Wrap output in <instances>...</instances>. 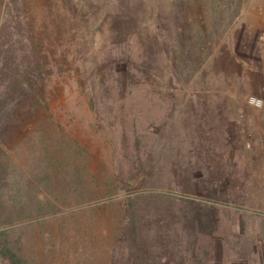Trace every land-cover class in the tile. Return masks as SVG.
<instances>
[{"label": "rangeland", "instance_id": "1", "mask_svg": "<svg viewBox=\"0 0 264 264\" xmlns=\"http://www.w3.org/2000/svg\"><path fill=\"white\" fill-rule=\"evenodd\" d=\"M256 10L264 0H0V264L8 250L106 264L107 223L137 195L169 264H264ZM189 202L211 207V233Z\"/></svg>", "mask_w": 264, "mask_h": 264}, {"label": "trees", "instance_id": "2", "mask_svg": "<svg viewBox=\"0 0 264 264\" xmlns=\"http://www.w3.org/2000/svg\"><path fill=\"white\" fill-rule=\"evenodd\" d=\"M7 55L8 54H0V68L4 67L6 69L9 66V62H6L5 57ZM23 59L28 60L29 57L24 56ZM30 63L31 62L23 61L18 64V66L19 68L23 66L27 70L26 73H30L33 70V65ZM32 74L33 73L31 72V75H29L28 78L22 80V85H29L31 83L30 78H34V74ZM121 188L122 185L118 184L117 181L114 180L109 184L107 190L109 195H112L117 193V191H122ZM147 197H150V195H137L135 197H131L128 201V206H125V204L120 205L118 203V206L122 207L121 220L117 223V225H113L110 221L107 223V226L108 228H111V231H109V242L107 244L108 255L106 264H169L165 257L163 258V256L160 257L161 255H158V249L163 250L164 248L166 249V247H152L147 240L146 233L151 225L149 220L150 216L144 211L146 209L144 203H140V206L138 205V201ZM108 202L109 204L114 205V203H111V200H108ZM187 208H190V210L195 212L194 216L200 214L206 215L204 219L193 217L191 224L194 228L198 226L205 229L206 232L211 233V230H213L211 222V207H195L194 204L189 202L187 204ZM4 254L10 259L12 264H24V260L17 252L8 250V253L4 252ZM151 254L156 255L154 256L155 260L151 258L149 259V255L151 256ZM174 263L178 264L177 261H174Z\"/></svg>", "mask_w": 264, "mask_h": 264}, {"label": "crops", "instance_id": "3", "mask_svg": "<svg viewBox=\"0 0 264 264\" xmlns=\"http://www.w3.org/2000/svg\"><path fill=\"white\" fill-rule=\"evenodd\" d=\"M250 12V11H249ZM252 12V11H251ZM250 12V13H251ZM253 14H260L261 15V19H262V26L261 25H257V26H253L254 28H255V30H257V32H260L261 34H260V37L262 36V39H261V41H262V45H263V48H264V11H262V12H257V10H256V12H252ZM255 30H253V31H255ZM257 116H259L260 117V119L261 120H263V122L261 123V129H260V131H261V133H262V137H263V142H264V113H258L257 114Z\"/></svg>", "mask_w": 264, "mask_h": 264}, {"label": "built area", "instance_id": "4", "mask_svg": "<svg viewBox=\"0 0 264 264\" xmlns=\"http://www.w3.org/2000/svg\"><path fill=\"white\" fill-rule=\"evenodd\" d=\"M249 102L251 105L264 109V100L256 96L250 97Z\"/></svg>", "mask_w": 264, "mask_h": 264}]
</instances>
